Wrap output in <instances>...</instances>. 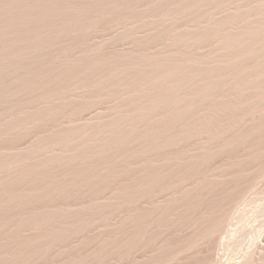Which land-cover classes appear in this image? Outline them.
Here are the masks:
<instances>
[{
	"label": "rangeland",
	"instance_id": "rangeland-1",
	"mask_svg": "<svg viewBox=\"0 0 264 264\" xmlns=\"http://www.w3.org/2000/svg\"><path fill=\"white\" fill-rule=\"evenodd\" d=\"M0 264H264V0H0Z\"/></svg>",
	"mask_w": 264,
	"mask_h": 264
},
{
	"label": "bare ground",
	"instance_id": "bare-ground-1",
	"mask_svg": "<svg viewBox=\"0 0 264 264\" xmlns=\"http://www.w3.org/2000/svg\"><path fill=\"white\" fill-rule=\"evenodd\" d=\"M234 96V95H233ZM236 96V95H235ZM231 98H233V97H231ZM235 99V98H234ZM234 103H236L235 101H234Z\"/></svg>",
	"mask_w": 264,
	"mask_h": 264
}]
</instances>
